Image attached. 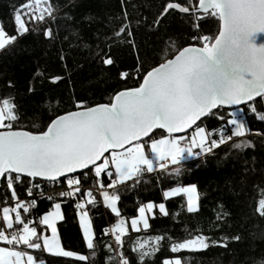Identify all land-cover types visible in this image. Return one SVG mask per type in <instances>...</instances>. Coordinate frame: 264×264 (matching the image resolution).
<instances>
[{
	"label": "snow or ice",
	"instance_id": "obj_1",
	"mask_svg": "<svg viewBox=\"0 0 264 264\" xmlns=\"http://www.w3.org/2000/svg\"><path fill=\"white\" fill-rule=\"evenodd\" d=\"M10 7L13 31L0 22V54H11L30 31L49 40L54 37L51 22L56 21L59 8L53 0H25ZM173 14L190 23L192 43L177 47L170 38L172 53L148 66L127 11L115 18L119 22L112 35L105 37L103 48L96 45L94 54L110 66L115 63L112 45L129 44L137 66L132 72L121 71L119 79L135 78L136 86L115 90L107 103L74 100V110L54 114L43 126L24 127L14 97H0V191L4 195L0 242L6 245L0 246V264H47L42 258L45 253L65 258L67 264H153L161 249L170 255L160 264H185L177 254H204L213 248L228 251L241 240L239 233L219 235L229 216L223 205L208 231L186 227L183 238L165 232L135 239L130 233L147 232L149 214L155 219L156 209L161 216L170 215L166 204L140 203L130 218L118 206L121 191L136 187L145 174L156 173L158 182L179 178L182 170L192 171L184 161H198L195 167L199 168L222 145L230 144V152L254 148L249 137L264 140V129L254 131L246 120L251 115L264 122V41L258 42V36H264V0H164L152 23L159 27L162 19ZM210 18L218 21L217 32L201 34V21ZM50 79L55 83L62 78ZM33 91L30 86L28 92ZM210 117L221 122L218 127H207ZM45 187L61 190L46 195ZM94 192L102 197L103 208L114 214V222L99 236L90 215L91 209L100 210ZM162 196L164 201L179 198L188 214L199 211L201 194L195 183L169 186ZM65 197L75 200L87 254L67 249L61 242L57 222L65 215L58 198ZM42 200L51 202V210L33 216ZM255 212L264 218V198L258 200ZM246 264H264V254Z\"/></svg>",
	"mask_w": 264,
	"mask_h": 264
},
{
	"label": "trees",
	"instance_id": "obj_2",
	"mask_svg": "<svg viewBox=\"0 0 264 264\" xmlns=\"http://www.w3.org/2000/svg\"><path fill=\"white\" fill-rule=\"evenodd\" d=\"M24 2L0 0V22L10 33L13 31L10 6ZM53 3L59 11L56 21L51 22L54 33L51 40L41 33L30 31L18 40L11 54H0V97H14L22 116L20 123L24 127L33 124L43 126L54 118V114L74 110V100H84L89 105L107 103L115 90L136 86L135 78L127 81L119 79L121 71L132 72L137 66L136 53L129 44L121 42L112 45L110 54L115 63L110 66L103 65L94 54L97 44L104 47L105 37L112 35L113 27L119 22L115 18H122L125 10L141 56L147 59L146 66L161 62L165 53H172L170 38L177 47L192 43L194 30L179 14L162 19L159 27L153 25L164 0H124L123 4L121 0H53ZM86 17H95L96 20L89 22ZM109 18L113 19L110 21ZM138 20L139 24L136 23ZM201 29V34H215L218 21L215 18L201 21ZM52 76L62 79L53 83ZM9 81L12 87H9ZM30 86L33 92H28ZM246 120L254 131L264 129V122L253 116L248 115ZM206 123L211 129L221 122L210 117ZM249 138L253 139L254 148L231 149L229 152L230 144L222 145L214 155H208L199 168L195 167L198 161L184 162L192 171L182 170L179 178L169 177L158 182L156 173L145 174L136 187L122 190L118 206L125 217L136 215L139 204L148 201L164 202L170 213L164 217L156 210V218L149 217L150 229L130 233L132 239L165 232L183 238L186 227L208 231L223 205V211L229 216L219 235L239 233L241 240L231 245L228 251L213 248L204 254L184 252L177 255H182L185 264H246L249 258L264 254V218L255 212L258 200L264 198V140ZM226 152L228 155H225ZM188 183L197 184L201 194L198 213L188 214L182 210L179 198L163 199L162 191L167 187ZM3 201L4 195L0 191V203ZM88 207L91 209V206ZM99 207V211H90L97 236L104 227L114 222V214L105 210L102 204ZM49 210L51 202L42 200L33 216ZM75 211V200L62 204L65 220L58 223V232L67 249L87 254ZM177 212L179 216H174ZM167 255H170L167 249H161L153 258V264H160ZM42 258L47 264H67L65 258L46 253Z\"/></svg>",
	"mask_w": 264,
	"mask_h": 264
},
{
	"label": "built area",
	"instance_id": "obj_3",
	"mask_svg": "<svg viewBox=\"0 0 264 264\" xmlns=\"http://www.w3.org/2000/svg\"><path fill=\"white\" fill-rule=\"evenodd\" d=\"M58 190H61V189H59V188L52 189L51 187H45V194L46 195L52 194L54 196L55 195V191H58ZM94 195L97 196L98 200H100L101 201V204H102V197H100L99 194L98 193H95V192H94ZM58 199L61 201V204L66 203V201H68V200H72V199L67 198V197H65V198H58ZM85 199H87V198H85ZM3 206H4V204L3 203H0V221L2 220L1 213H2V207Z\"/></svg>",
	"mask_w": 264,
	"mask_h": 264
},
{
	"label": "crops",
	"instance_id": "obj_4",
	"mask_svg": "<svg viewBox=\"0 0 264 264\" xmlns=\"http://www.w3.org/2000/svg\"><path fill=\"white\" fill-rule=\"evenodd\" d=\"M188 162V161H187ZM61 208H62V204H61ZM1 217H2V213H1ZM2 221V220H1ZM60 221H58L57 222V228H58V223H59ZM59 233V232H58ZM49 235H50V231H49V233H48ZM0 246H6V245H4L2 242L0 243Z\"/></svg>",
	"mask_w": 264,
	"mask_h": 264
},
{
	"label": "water",
	"instance_id": "obj_5",
	"mask_svg": "<svg viewBox=\"0 0 264 264\" xmlns=\"http://www.w3.org/2000/svg\"><path fill=\"white\" fill-rule=\"evenodd\" d=\"M264 41V36H258V42Z\"/></svg>",
	"mask_w": 264,
	"mask_h": 264
},
{
	"label": "rangeland",
	"instance_id": "obj_6",
	"mask_svg": "<svg viewBox=\"0 0 264 264\" xmlns=\"http://www.w3.org/2000/svg\"><path fill=\"white\" fill-rule=\"evenodd\" d=\"M188 161H191V160H188ZM184 162H187V161H184ZM184 162H183V163H184ZM156 210H158V209H156ZM156 210H155V211H156ZM150 216H151V214H149V217H150Z\"/></svg>",
	"mask_w": 264,
	"mask_h": 264
}]
</instances>
